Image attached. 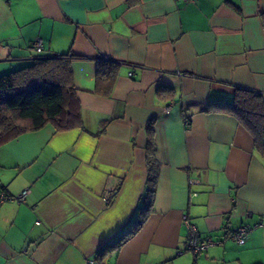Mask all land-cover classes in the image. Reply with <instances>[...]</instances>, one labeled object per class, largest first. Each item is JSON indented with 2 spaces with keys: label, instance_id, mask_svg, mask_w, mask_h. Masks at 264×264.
Instances as JSON below:
<instances>
[{
  "label": "crops",
  "instance_id": "obj_1",
  "mask_svg": "<svg viewBox=\"0 0 264 264\" xmlns=\"http://www.w3.org/2000/svg\"><path fill=\"white\" fill-rule=\"evenodd\" d=\"M55 56L71 59L81 127L0 147L15 198L0 204V264H264V159L236 119L205 111L235 89L264 100V0H0V76ZM98 61L118 65L108 98ZM152 120L151 213L114 249L146 190ZM184 217L215 243L205 254L185 250Z\"/></svg>",
  "mask_w": 264,
  "mask_h": 264
},
{
  "label": "trees",
  "instance_id": "obj_2",
  "mask_svg": "<svg viewBox=\"0 0 264 264\" xmlns=\"http://www.w3.org/2000/svg\"><path fill=\"white\" fill-rule=\"evenodd\" d=\"M69 60L67 56L39 57L29 66L0 76V147L25 132L40 130L48 124L56 131L81 127L80 105L75 95ZM117 68L118 65L113 62H96L95 95L110 97ZM161 92L169 94L172 91L164 88L158 91ZM205 111L225 113L236 119L252 137L256 153L264 159V100L260 95L235 89L231 103L210 105ZM153 123L152 120L146 125V190L134 219L110 246L114 249L137 233L151 213L157 175Z\"/></svg>",
  "mask_w": 264,
  "mask_h": 264
},
{
  "label": "built area",
  "instance_id": "obj_3",
  "mask_svg": "<svg viewBox=\"0 0 264 264\" xmlns=\"http://www.w3.org/2000/svg\"><path fill=\"white\" fill-rule=\"evenodd\" d=\"M178 1L182 3H188L193 0H178ZM33 50L37 55L41 54L42 53L41 43L40 42L35 43L33 45ZM28 193L29 190H24L19 196L16 197V199L20 202H25ZM9 199H15V198H11L6 196L4 193H0V204L3 201ZM184 224L188 228V238L185 245L186 251L191 252L194 255H201V254H205L210 247L215 245V243L211 239L204 240L199 238L197 231L192 225H190L186 217H184ZM252 229L253 228L248 225H242L236 230H234L230 236L238 246H243L247 242L249 233L252 231ZM87 264H94V261H88Z\"/></svg>",
  "mask_w": 264,
  "mask_h": 264
}]
</instances>
